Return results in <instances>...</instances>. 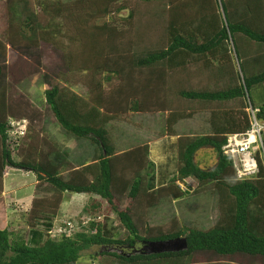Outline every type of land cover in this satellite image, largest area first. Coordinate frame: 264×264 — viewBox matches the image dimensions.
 <instances>
[{"label": "trees", "instance_id": "1", "mask_svg": "<svg viewBox=\"0 0 264 264\" xmlns=\"http://www.w3.org/2000/svg\"><path fill=\"white\" fill-rule=\"evenodd\" d=\"M142 1L149 12L131 7L130 0H0V199L14 168L56 192L52 198L32 199L30 238L0 227V264H77L84 252L96 248L88 257L99 264H242L240 256L264 260V156L256 153V175L238 179L232 159L222 151L228 135L249 128L248 106L264 117V0ZM114 18L119 25L110 22ZM9 51L16 55L13 61ZM192 67L221 79L228 74L231 81L221 88L193 90L189 85L177 91L185 101L213 106L210 132L178 135L177 173L151 189L156 168L150 144L118 151L108 124L129 112H167L168 124L176 125L188 114L173 109L168 82L175 72ZM77 73L85 75L80 80L85 95L72 88ZM38 74L56 125L93 144L90 161L76 166L46 135L32 133L35 109L12 91ZM113 78L117 83L106 88ZM204 148L216 155L206 167L197 161ZM188 178L197 180L194 190L210 186L218 193V221L208 229L176 218L167 226H151L148 210L189 195ZM64 193L89 196L81 215L89 220L75 231L76 224L64 219L74 224L73 231L52 237L45 229L53 226ZM103 202L117 216L122 233L107 216L100 218ZM176 237H186L188 247L145 253L150 241Z\"/></svg>", "mask_w": 264, "mask_h": 264}, {"label": "rangeland", "instance_id": "2", "mask_svg": "<svg viewBox=\"0 0 264 264\" xmlns=\"http://www.w3.org/2000/svg\"><path fill=\"white\" fill-rule=\"evenodd\" d=\"M130 6L147 12L151 8L142 0H130ZM122 14L126 16L127 11H124ZM110 22L120 24L117 18L110 20ZM150 36L149 34L147 37ZM15 58L16 55L12 51H9L8 59L13 61ZM238 71L241 73L239 69ZM84 76V74L77 73L71 80L73 90L82 95H85L87 92L80 81ZM117 81L118 78H113L111 82L105 84L106 88H111ZM230 81L228 74L221 79L220 77H216L215 73L212 72L211 74L208 72L200 73L195 70V67L188 69L186 72H175L168 82L171 91L170 100L173 101V109L182 110L185 114H188L187 117L179 120L176 125H169L167 121L169 114L167 112H129L121 115L108 124L111 138L117 150H126L148 142L151 148L150 158L152 157L151 160L154 162L155 167H157L156 175L152 178L151 183H155L157 186L159 184H166L177 173V137H172L169 134L174 131V134L176 133L181 136H193L210 132L209 118L210 110L213 108L212 105L202 101H185L183 98L178 97L177 91L188 88L189 85L193 86V90L221 88L224 84V87H226ZM45 88L46 86L42 84L41 74H38L36 77L22 80L17 85V90L12 91L13 94H16V98L27 99L29 103H32V109H35L32 113L34 116L32 133L40 132L46 135L58 145L60 151H66V157L76 166L90 161L93 155V144L89 140H80L66 134L56 125L48 106L44 102L43 90ZM255 90H253L254 93L251 92L253 99L258 96ZM260 94L264 100V90L260 89ZM228 107L230 105L226 103L225 108ZM26 121L29 124V120L26 119ZM155 150L160 151L157 158L155 157ZM215 158V153L207 148H204V150L199 151L197 154V161L202 167L213 164ZM63 175L67 176V172L63 173ZM6 181H12L16 191L20 189L19 195L23 199L21 198L22 205H19V203L16 204L17 200L13 197L12 201H9V199L5 200L10 195L13 196L12 194H2L3 198L2 200L0 199V227L8 228L25 238H30L27 220L29 219L32 199L36 197L52 198L56 196V192L45 183L36 184L37 178L33 174H27L16 168L9 171V176L5 178ZM188 182L191 184V186L189 185L191 187L189 195L179 200H165L157 207L148 210L147 220L151 226H167L170 224L172 218H176L180 224L195 226L199 229H208L218 221L220 217L218 193L214 189H211L210 186L194 190L198 184L194 178H189ZM179 185L182 189H185L184 184L179 183ZM63 199L58 215L53 216V223L56 224L64 219L71 220L77 226V228L75 227V231H78L89 220V217L81 220L82 208L84 205H87L89 196L87 194L64 193ZM103 216L108 217L109 225L116 227L119 233L123 232L117 216L107 206L106 202H103L100 218H103ZM38 228L44 230L42 225H38ZM45 231H48V229H45ZM97 250L98 248L95 249V251ZM95 251L84 252L77 264H99L95 260H89L90 257H88L92 256ZM247 263L264 264V260L247 257Z\"/></svg>", "mask_w": 264, "mask_h": 264}, {"label": "built area", "instance_id": "3", "mask_svg": "<svg viewBox=\"0 0 264 264\" xmlns=\"http://www.w3.org/2000/svg\"><path fill=\"white\" fill-rule=\"evenodd\" d=\"M249 128L244 133H233L227 136L226 143L222 146L225 155L232 159L233 167L238 179H244L256 175L259 171L256 153L262 152L264 156V117L259 116V109L253 106L246 108ZM14 122H12V125ZM25 123L19 124L17 130L23 133ZM74 224L63 220L53 224L47 233L57 237L65 233H71Z\"/></svg>", "mask_w": 264, "mask_h": 264}, {"label": "water", "instance_id": "4", "mask_svg": "<svg viewBox=\"0 0 264 264\" xmlns=\"http://www.w3.org/2000/svg\"><path fill=\"white\" fill-rule=\"evenodd\" d=\"M187 247L186 237H176L168 240L150 241L145 253L177 252Z\"/></svg>", "mask_w": 264, "mask_h": 264}, {"label": "crops", "instance_id": "5", "mask_svg": "<svg viewBox=\"0 0 264 264\" xmlns=\"http://www.w3.org/2000/svg\"><path fill=\"white\" fill-rule=\"evenodd\" d=\"M246 110V109H245ZM247 113V112H246ZM172 137H177L178 138V134H176V136H172ZM177 138H176V144H177ZM156 142V141H155ZM263 143H264V141H263ZM150 151H151V148H150ZM155 152V157L157 158V155L160 153V151H154ZM260 153H262V152H260ZM151 156V155H150ZM153 156V155H152ZM152 158V157H151ZM212 165V164H211ZM77 166H80V165H77ZM155 168H157V167H155ZM155 175H156V172H155ZM154 175V176H155ZM154 176H153V178H154ZM189 179V178H188ZM188 179L186 180V182H187V184L188 185H190L191 186V184L188 182ZM167 182V181H166ZM12 181H10V182H8V183H5L4 184V191H3V194H12L13 196H9V197H7V198H5V200H7V199H9V201H12L13 200V198L14 199H16L17 200V203H19V205H22V202H21V196L20 195H17V191L14 189V184L12 183ZM159 185H161V184H159ZM159 185L157 186V185H155V183H153L152 184V187H151V189H155V188H157V187H159ZM194 188V187H193ZM13 197V198H12ZM23 199V198H22ZM1 228H5V227H1ZM247 257H251V256H240L239 257V260H240V262L242 263V264H249V263H247ZM253 258V257H252ZM254 259V258H253ZM89 260H91V258H89ZM92 263H94V262H92ZM86 264H88V263H86Z\"/></svg>", "mask_w": 264, "mask_h": 264}]
</instances>
